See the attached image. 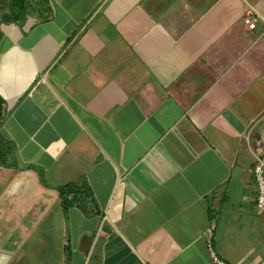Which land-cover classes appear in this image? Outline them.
<instances>
[{
  "label": "crops",
  "instance_id": "crops-1",
  "mask_svg": "<svg viewBox=\"0 0 264 264\" xmlns=\"http://www.w3.org/2000/svg\"><path fill=\"white\" fill-rule=\"evenodd\" d=\"M0 96V264H264V0H0Z\"/></svg>",
  "mask_w": 264,
  "mask_h": 264
},
{
  "label": "built area",
  "instance_id": "built-area-1",
  "mask_svg": "<svg viewBox=\"0 0 264 264\" xmlns=\"http://www.w3.org/2000/svg\"><path fill=\"white\" fill-rule=\"evenodd\" d=\"M256 22L257 18L253 17L252 11H247L244 23L253 29L255 28ZM250 173L253 175L257 186L256 205L258 209L264 211V161H259L253 168L250 169ZM207 246L215 264H227L219 259L213 247V227H210L208 230Z\"/></svg>",
  "mask_w": 264,
  "mask_h": 264
},
{
  "label": "trees",
  "instance_id": "trees-1",
  "mask_svg": "<svg viewBox=\"0 0 264 264\" xmlns=\"http://www.w3.org/2000/svg\"><path fill=\"white\" fill-rule=\"evenodd\" d=\"M12 3L14 4L15 7L21 6V9H24L26 4L28 6V0H12ZM4 105L5 102L0 96V165L14 166L15 165L13 160L14 149L10 141H8V139L3 135L1 131V122L5 116ZM76 191L77 189L74 190L73 186L59 188V194L64 201L65 207L71 204V202L67 201L66 195L70 192H76Z\"/></svg>",
  "mask_w": 264,
  "mask_h": 264
}]
</instances>
